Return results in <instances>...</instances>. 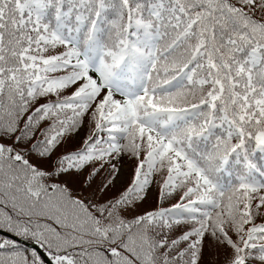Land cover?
<instances>
[{
	"label": "snow or ice",
	"instance_id": "6c2138e0",
	"mask_svg": "<svg viewBox=\"0 0 264 264\" xmlns=\"http://www.w3.org/2000/svg\"><path fill=\"white\" fill-rule=\"evenodd\" d=\"M0 264H264V0H0Z\"/></svg>",
	"mask_w": 264,
	"mask_h": 264
}]
</instances>
